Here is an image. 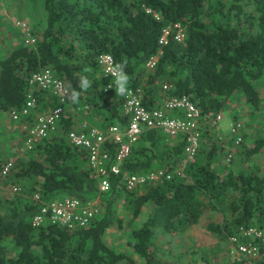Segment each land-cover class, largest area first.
Segmentation results:
<instances>
[{
	"label": "trees",
	"instance_id": "obj_1",
	"mask_svg": "<svg viewBox=\"0 0 264 264\" xmlns=\"http://www.w3.org/2000/svg\"><path fill=\"white\" fill-rule=\"evenodd\" d=\"M218 2L42 0L44 23L38 32L31 29L34 42L26 44L21 39L0 54V113L18 108L29 90L36 96L32 111L44 98L50 99V107L56 104L47 90L27 84L32 71L49 66L72 93L69 107L85 104L83 115L98 127L105 128L116 119L125 123L126 116L121 112L123 95L117 94L114 79L103 74L97 63L96 55L100 52L110 53L118 64L127 62V86L141 87V100L147 107L159 106L161 95L184 94L199 108L200 119L203 115L214 117L238 92L252 109H259L255 82L264 73V3L256 2L252 13L244 10L240 0H231L224 10ZM141 4L150 11L146 12ZM173 22L183 27L182 39L168 37L166 43L157 45L160 29ZM156 51L155 65L146 71L145 60ZM81 76L91 81L87 90L79 86ZM158 79L171 87L160 93ZM108 82L112 86L103 89ZM73 116L66 109L55 129L32 145L40 158L16 156L2 175L14 182L23 180L41 201L61 195L84 201L95 198L99 211L82 227L66 229L48 223L32 226L30 218L40 202L12 192L13 195L2 196L0 264H117L121 258L134 264L128 255L113 250L102 239L104 230L117 219L113 203L120 196L128 214L127 222L145 209L144 219L137 227L129 228L130 237L126 239L144 264H165L153 253V234L157 230L181 231L196 223L205 205L202 197L228 207V217L222 224L210 227L220 237L227 238L238 224L264 228V176L215 171L211 166L212 148L202 161L187 163L181 174L175 173L182 138L172 136L178 138L175 143H161L165 136L155 128L140 133L120 162L119 172L108 174L107 189L99 191L86 149L71 144L66 137ZM263 144L264 135L243 147L242 153L254 154ZM109 150H113L112 144ZM162 163L164 170L173 171L170 178L144 181L131 189L123 186L124 174L159 168ZM5 239L13 244L14 254L6 253ZM34 245L40 248L39 253L32 248ZM259 251L257 264H264V242Z\"/></svg>",
	"mask_w": 264,
	"mask_h": 264
},
{
	"label": "built area",
	"instance_id": "obj_2",
	"mask_svg": "<svg viewBox=\"0 0 264 264\" xmlns=\"http://www.w3.org/2000/svg\"><path fill=\"white\" fill-rule=\"evenodd\" d=\"M146 12L150 9L141 4ZM157 18L156 13H152ZM22 30V39L26 44H32L34 37L30 27L24 21H16ZM184 29L178 22L164 25L158 34L157 45L166 43L168 37L174 40H181ZM157 51L148 55L144 65L151 68L155 65ZM103 74L116 79L115 69L118 62L108 52H100L96 55ZM27 84L47 90L56 100V104L39 112L28 121L21 124L23 129L22 143L29 148L37 140L46 137L49 132L55 129L56 123L65 111V105L72 101V93L58 77L54 76L49 66H42L32 71L27 77ZM112 86L106 83L103 89ZM169 83H163L162 89H169ZM142 89L140 86H127V92L123 95L121 112L126 116V122L113 120L105 128H99L90 124L86 118H81L79 128H70L66 137L71 144L82 146L87 151V161L90 168L97 176V188L103 191L108 187V174L118 173L119 164L128 154L130 145L136 141L140 133L145 129L155 128L165 136H180L182 138V151L179 158V165L173 171L181 174L185 164L193 162L200 141V110L190 98L184 94L162 95L159 106L147 107L142 103ZM36 105V96L27 91L23 103L18 108L8 111L13 120L30 118L32 109ZM71 110L75 113H82L87 106L84 104H71ZM168 110L175 111L168 114ZM220 114L214 116L212 122L219 120ZM228 132L232 142L237 144L242 140V125L239 119L234 120ZM113 150H109V145ZM229 156V154H228ZM11 166V160L7 159L1 164V174H6ZM173 171L163 168H153L136 173L124 174L122 184L126 189L144 181H157L172 176ZM9 192L20 193L19 185H11ZM34 201L40 202L35 213L30 218L32 226L40 224H57L66 229L85 226L95 214L98 213L95 199L80 200L77 197L61 195L46 201H41L38 193L31 197ZM227 240L228 259L220 264H257L260 259L259 246L264 242V228L255 225L238 224L235 230L228 234ZM202 264H209L204 261Z\"/></svg>",
	"mask_w": 264,
	"mask_h": 264
},
{
	"label": "rangeland",
	"instance_id": "obj_3",
	"mask_svg": "<svg viewBox=\"0 0 264 264\" xmlns=\"http://www.w3.org/2000/svg\"><path fill=\"white\" fill-rule=\"evenodd\" d=\"M230 1L219 0L218 3L223 5L224 10L229 8ZM240 1L243 3L244 10L252 13H255L254 5L256 2L264 3V0ZM16 21H24L30 27V30L38 32L44 23L42 0H0V54L6 52L13 45L18 44L22 39V30L16 24ZM144 69L149 71L150 68L145 66ZM163 82V79L156 81V86L161 90L160 93L163 92L161 88ZM113 86L117 87L116 79H114ZM255 87L260 97L259 109H252L241 95L236 92L225 102L223 108L218 111L220 114L219 120L212 122L214 117L210 115L201 117L199 120L200 141L197 149L199 153L196 152L195 160L202 161L206 156L207 150L212 148L211 166L215 171L222 174L228 170L233 172L243 171L264 176V144L254 154L244 156L242 153L243 147L250 146L255 138L264 135V73L255 82ZM49 103L50 99L44 98L35 111H31L30 118L13 120L8 112L0 113V166L5 160H13L19 155L41 157L40 153L31 148L32 146L27 148L23 145L24 132L21 124L32 119L37 112L50 107ZM40 108L42 109L40 110ZM66 109H70L69 104L65 105ZM83 114L84 112L73 113V119L78 120L81 116L85 117ZM236 119H239L242 125V140L237 144L232 142L228 132L230 124ZM86 120L90 122L87 118ZM90 123L97 126L96 123ZM177 140L178 138H176ZM176 141L170 137H164V139L161 138L160 142L172 144ZM163 164L159 168L165 167ZM35 184L33 183L32 187ZM11 185H19L21 188L25 185V191L21 193V190L18 193L24 199H31L32 195L37 193L35 190L32 191V188L29 190L30 186L23 180L14 182L12 178L2 175L0 172V198L12 194L8 190ZM121 197L117 198L113 203L117 219L104 230L102 239L113 250L128 255L134 264H144L143 258L131 251L126 244V239L130 237L129 228L137 227L141 220L144 219L145 209L143 208L135 219L127 222L128 214L123 208ZM201 199L204 200L205 205L196 223L181 231L159 232L157 230L153 234L151 248L155 257L163 263L202 264L207 261L209 264H220L228 259L227 251L230 243L227 238L220 237L214 230L210 229L213 224H222L228 217V207L223 202L213 203L205 197ZM95 204H97L99 211L98 202ZM3 205L1 204V209ZM118 220L119 223L117 222ZM4 243L6 245V253L9 255L14 254L15 248L11 241L5 239ZM32 248L35 252H40L38 246L34 245ZM117 264H127V261L125 258H121L117 261Z\"/></svg>",
	"mask_w": 264,
	"mask_h": 264
},
{
	"label": "clouds",
	"instance_id": "obj_4",
	"mask_svg": "<svg viewBox=\"0 0 264 264\" xmlns=\"http://www.w3.org/2000/svg\"><path fill=\"white\" fill-rule=\"evenodd\" d=\"M127 62L116 65L115 74H116V85H117V94L125 95L127 92V83L128 77L124 72ZM91 85V81L86 76L80 77L79 86L81 89L87 90ZM111 87V86H109Z\"/></svg>",
	"mask_w": 264,
	"mask_h": 264
},
{
	"label": "crops",
	"instance_id": "obj_5",
	"mask_svg": "<svg viewBox=\"0 0 264 264\" xmlns=\"http://www.w3.org/2000/svg\"><path fill=\"white\" fill-rule=\"evenodd\" d=\"M161 98V97H160ZM161 102V101H160ZM161 104V103H160ZM159 104V105H160ZM71 106V105H70ZM70 108V107H69ZM70 110H71V108H70ZM72 111V110H71ZM73 113H75L74 111H72ZM168 113H174L175 111H170V110H168L167 111ZM81 118H85V117H80L78 120H74L73 119V123H72V125L71 126H73L72 128H74V129H78L80 126H79V122H80V120H81ZM89 122V121H88ZM90 123V122H89ZM91 124V123H90ZM98 127V126H97ZM99 128H102V127H99ZM160 132V131H159ZM165 136V135H164ZM165 137H168V136H165ZM171 139H174L175 141H176V138H172V137H170Z\"/></svg>",
	"mask_w": 264,
	"mask_h": 264
}]
</instances>
